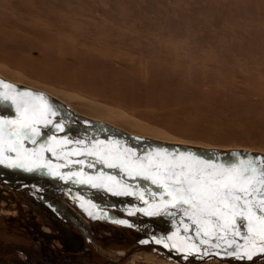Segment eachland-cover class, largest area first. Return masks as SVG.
I'll return each mask as SVG.
<instances>
[{
  "label": "rangeland",
  "instance_id": "374dc122",
  "mask_svg": "<svg viewBox=\"0 0 264 264\" xmlns=\"http://www.w3.org/2000/svg\"><path fill=\"white\" fill-rule=\"evenodd\" d=\"M0 82V91L43 93L55 107L63 130L40 126L39 137L61 138L53 142L55 155L45 153L52 169L53 160L64 159L71 167L66 174L82 169L86 179L103 172L97 183L111 174L136 193L117 195L69 180L96 191H84L94 195L91 203L75 195L50 199L0 169L3 264L23 263L19 253L53 264H237L166 254L170 247L153 237L171 236L169 243L177 245L203 239L194 227L184 230L183 209L152 216L139 211L158 201L163 189L101 163L90 154L92 143L80 141L119 140L139 155L157 148L191 151L226 164L264 157V0H0ZM16 115L11 101H0V116ZM35 170L48 185L63 180L48 174L45 181L48 168ZM112 204L123 211L113 214L133 227L114 225L105 212ZM239 231H246L243 221ZM223 248L198 245L202 251Z\"/></svg>",
  "mask_w": 264,
  "mask_h": 264
},
{
  "label": "snow or ice",
  "instance_id": "6c2138e0",
  "mask_svg": "<svg viewBox=\"0 0 264 264\" xmlns=\"http://www.w3.org/2000/svg\"><path fill=\"white\" fill-rule=\"evenodd\" d=\"M7 87L14 88L12 85ZM0 101H11L17 112L14 117L0 116V164L27 171L45 167L53 177L65 181L105 187L109 191L115 190L117 195L136 194L135 190L128 192V186L111 174L107 176V182L97 183L104 176L103 172L100 177L88 176L85 179L82 169L66 174L50 167L45 153L55 155L57 148L53 142L58 144L61 138L52 135L40 144L38 138L43 135L40 126L54 124L57 130L62 131L64 124L55 119L57 111L45 94L27 89L0 91ZM63 139L66 141L67 137ZM28 140L33 145L39 144V147H26ZM90 154L98 156L100 162L110 168H120L129 177H144L163 189L158 201L139 211L152 216L160 211L168 212L169 208H182V215L186 218L184 230L194 227L195 236L203 238L187 245H176L169 243L171 236L153 237L156 243L177 248L181 253H196L200 243L214 244L218 249L223 245V254L249 259L256 249L264 253V157H238L236 162L226 164L191 151L169 152L157 148L139 155L134 148H122L119 140L108 144L94 141ZM144 195L142 191L141 199ZM80 206L85 207L84 204ZM85 210L95 218V212ZM97 211L102 212L99 208ZM132 214L129 211V215ZM187 220L192 223L188 224ZM240 221L244 222L246 229L243 236L239 231ZM118 222L130 225L127 219L121 218ZM230 235L232 239H229Z\"/></svg>",
  "mask_w": 264,
  "mask_h": 264
},
{
  "label": "water",
  "instance_id": "95a60500",
  "mask_svg": "<svg viewBox=\"0 0 264 264\" xmlns=\"http://www.w3.org/2000/svg\"><path fill=\"white\" fill-rule=\"evenodd\" d=\"M3 167L6 168L7 166L4 165ZM80 187L83 190H81L82 192H80L79 195H76V197L86 204L90 201L89 200L90 198L94 197V195L89 197L88 193H90V192L96 193V191L90 189L89 187L83 186V185ZM83 191H89V192L87 194H85V193H83ZM84 194H85V196H83ZM70 197H73V195ZM91 201H93V200H91ZM109 206H111L109 208L117 209L118 211L123 212L122 209H120L117 205L112 204ZM108 211H109V213H108ZM105 212H107L108 216L110 218H113L115 220V222L119 221L118 216L116 214H113L109 209H106ZM126 226L131 227L132 225L130 224V225H126ZM142 244H145V242L143 240L136 243V245H139V246ZM173 244H176V243H173ZM136 245L134 248H137ZM163 247H165V246H163ZM163 247L159 246V248H154L152 245H150V248H151L150 250H152L154 252H157L159 250L158 252L163 253L164 252V250H162ZM165 248H168V247H165ZM131 250L132 249H130L127 252V254H126L127 256H129L131 254ZM218 252H220L221 254H218ZM166 254H170V256H172L175 260H178V261H188V262H194V263H201V262H207V261H212V260H221V261L234 262L237 264H251V263L260 262V261L264 260V253H260L258 249H256L253 252L251 259L247 258L246 256H234V255L223 254V250L217 251V252L213 251V250H210V251L197 250L196 253H181L177 248L170 247L169 252H167Z\"/></svg>",
  "mask_w": 264,
  "mask_h": 264
},
{
  "label": "flooded vegetation",
  "instance_id": "af4514ba",
  "mask_svg": "<svg viewBox=\"0 0 264 264\" xmlns=\"http://www.w3.org/2000/svg\"><path fill=\"white\" fill-rule=\"evenodd\" d=\"M51 134V133H50ZM39 140V143L40 144H42V143H44L45 141H47V138H39L38 139ZM80 142H82V143H86V144H89V143H92V142H84V141H80ZM26 143V147H28V146H32L33 144H32V141H26L25 142ZM37 145H39V144H37ZM38 148V147H37ZM62 159V158H61ZM62 160H64V159H62ZM62 160H57V162H55V160H53L51 163L52 164H54V166H55V168H53V170L54 171H57V172H59L60 170L59 169H62V171H64L63 173H65V172H67V171H65V170H63V169H68V168H71L70 166H68V164L69 163H64L63 164V162L61 163V161ZM64 161H66V160H64ZM5 169V168H4ZM18 171L19 170H21L20 172H15V170H10L11 171V173L12 174H14L15 175V177H12V176H10V177H12V178H16L17 177V179H19V178H21V177H29V178H31V182H35V181H41V180H39V179H41V178H39L40 177V174L38 173V174H35V171L36 170H33V171H25V170H23L22 168H16ZM6 170V169H5ZM33 173L32 175H35V176H30V174L29 173ZM61 172V171H60ZM18 174V175H17ZM29 174V175H28ZM48 174H50L49 173V171H47V172H44V176H43V178H47L48 177ZM19 176V177H18ZM33 179H34V181H33ZM43 180H45V181H48V180H50V178L48 177L47 179H43ZM53 180V179H52ZM55 182H53L54 184L53 185H51L50 187H47V185H46V183L44 184L45 185V189H41V188H36V190H34V191H36L37 193H41V194H43V195H46V194H48V193H45V192H49V193H54V194H56V193H63L62 195H61V197L60 198H63V197H66V196H64V193H67V191H68V193L69 194H71V195H79L78 193H80V191L78 192V193H75V194H73L74 193V191H78L79 189L78 188H72V187H70V188H68V189H64V188H62V184L63 183H65L66 184V181H64V180H58V179H55L54 180ZM68 183V182H67ZM69 184H71V185H74V184H72V183H69ZM34 187H35V184L33 185ZM53 186V187H52ZM58 187V188H56V187ZM60 186V187H59ZM67 186V185H66ZM76 187H79V188H81L80 186H77V185H75ZM58 189V190H57ZM57 190V191H56ZM83 190V189H82ZM31 193H33V192H31ZM84 203V202H83ZM85 204V203H84ZM90 208V207H89ZM92 209H94L93 207H91ZM112 213H116V209H109ZM119 212V211H118ZM92 235H95L94 233H92ZM19 256L20 255H23L24 256V258H23V263L20 261V263L18 262V264H53L51 261H47V260H45V259H42V258H36V257H32V255L31 254H27V253H25V254H23V253H19L18 254Z\"/></svg>",
  "mask_w": 264,
  "mask_h": 264
},
{
  "label": "bare ground",
  "instance_id": "6f19581e",
  "mask_svg": "<svg viewBox=\"0 0 264 264\" xmlns=\"http://www.w3.org/2000/svg\"><path fill=\"white\" fill-rule=\"evenodd\" d=\"M0 169H2L3 171H2V173L3 174H5V175H7V176H12V177H15V175L14 174H12L11 172H9V171H7V170H5L4 169V167L3 166H0ZM26 172H27V170H25ZM37 171V170H36ZM29 172V171H28ZM18 175V174H17ZM19 177V176H18ZM43 178V177H42ZM16 179H17V177H16ZM19 179H23V180H26V181H32L31 180V178H29V177H21V178H19ZM33 181H34V179H33ZM33 184H35V188H41V189H45L44 187H45V183L44 182H42V181H35V182H32ZM47 185V187L49 186H51V185H48V184H46ZM65 185H70V184H68L67 182H66V184L65 183H63L62 184V188H64V189H68V188H70V187H72V188H77V187H74L73 185H71V186H68V187H66ZM2 187V186H1ZM53 187V186H52ZM56 187V186H55ZM60 187V186H59ZM56 188H58V187H56ZM79 190L78 191H76V193H78L79 191L80 192H82L81 190H82V188H78ZM58 190V189H57ZM56 190V191H57ZM45 193H48V194H46V195H43V196H47V197H50V199H52V198H60V196L63 194V193H56V194H52V193H49V192H45ZM83 193H84V191H83ZM73 194H75V191H74V193ZM78 194H80V193H78ZM64 196H72V195H70L68 192L67 193H64ZM76 196V195H75ZM48 202V201H47ZM106 210V209H105ZM109 212V211H108ZM87 222V221H86ZM114 224V223H113ZM117 224H118V222L117 223H115L114 225L115 226H117ZM137 229V228H136ZM147 250H148V248H146ZM136 250V249H135ZM134 250V251H135ZM149 250H150V247H149ZM143 252V254H146V255H148L147 254V252H145V251H142ZM164 264V263H163ZM168 264V263H167Z\"/></svg>",
  "mask_w": 264,
  "mask_h": 264
},
{
  "label": "crops",
  "instance_id": "0c3cea01",
  "mask_svg": "<svg viewBox=\"0 0 264 264\" xmlns=\"http://www.w3.org/2000/svg\"><path fill=\"white\" fill-rule=\"evenodd\" d=\"M67 197H68V196H67ZM68 198H71V199H72L73 197H68ZM73 199H75V198H73ZM76 200H80V199H76ZM80 201H81V200H80Z\"/></svg>",
  "mask_w": 264,
  "mask_h": 264
},
{
  "label": "trees",
  "instance_id": "16d2710c",
  "mask_svg": "<svg viewBox=\"0 0 264 264\" xmlns=\"http://www.w3.org/2000/svg\"><path fill=\"white\" fill-rule=\"evenodd\" d=\"M0 258H1V254H0ZM0 263L3 264V261H1V259H0Z\"/></svg>",
  "mask_w": 264,
  "mask_h": 264
}]
</instances>
